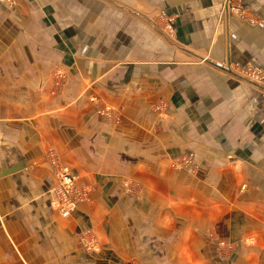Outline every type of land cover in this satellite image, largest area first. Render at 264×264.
<instances>
[{
	"label": "crops",
	"instance_id": "obj_1",
	"mask_svg": "<svg viewBox=\"0 0 264 264\" xmlns=\"http://www.w3.org/2000/svg\"><path fill=\"white\" fill-rule=\"evenodd\" d=\"M12 1L0 264H264V111L239 76L264 70V0H243L257 23L226 0ZM51 153L92 191L69 216L52 206ZM223 243L236 251L220 260Z\"/></svg>",
	"mask_w": 264,
	"mask_h": 264
},
{
	"label": "built area",
	"instance_id": "obj_2",
	"mask_svg": "<svg viewBox=\"0 0 264 264\" xmlns=\"http://www.w3.org/2000/svg\"><path fill=\"white\" fill-rule=\"evenodd\" d=\"M1 2L13 4L12 0H0ZM233 0L225 1V9L230 12H239L242 11L241 6L235 2L231 4ZM260 71H254L253 74L251 72L247 73L244 69H240L239 76L240 78L246 80L248 83L252 84L256 88H263L261 81H264V77ZM252 76V78H251ZM58 78H62V74L57 75ZM110 110H104L101 112L102 116H108ZM51 166L53 170V174L57 180V185L54 189V199L52 202V206L56 209L62 216H69L77 211L80 205L85 203H90L91 200V188L87 185H82L80 183V177L73 173L69 168L62 166L59 163V160L56 158L54 153H51ZM193 156H183L177 159L176 167L181 168H192L194 166ZM135 186L130 182L125 183V188L130 194L135 193ZM137 187V186H136ZM83 243L86 249L89 252L96 251L97 241L94 233L87 232L83 237ZM222 248H224L223 252L229 251L233 252L235 248V244L233 243H223Z\"/></svg>",
	"mask_w": 264,
	"mask_h": 264
},
{
	"label": "rangeland",
	"instance_id": "obj_3",
	"mask_svg": "<svg viewBox=\"0 0 264 264\" xmlns=\"http://www.w3.org/2000/svg\"><path fill=\"white\" fill-rule=\"evenodd\" d=\"M237 1V3L238 4H236L235 2ZM236 4V5H239V6H241V8H242V11H239V12H230L229 14H230V17H233V16H237V17H239V18H241V19H244V20H246V21H249V22H252V23H257V22H259V21H261V19L260 18H258V17H254V18H251V17H248L247 16V14L249 13L247 10H246V7H244V5H242L243 4V0H233V2H231V4ZM250 19V20H249ZM239 68V67H238ZM241 69H244L247 73H249V72H251V74H253V72L254 71H260L259 73H262V75H263V77H264V70L263 69H261V68H259V67H255V66H253V65H247L246 67H243V68H241ZM251 78H252V76H251ZM261 84H262V86H264V81H261L260 82ZM257 91L260 93V96H261V106H262V108H263V111H264V87L263 88H258L257 87ZM243 189H245L246 188V186H243L242 187ZM135 193H134V195H138L139 194V188L138 187H136L135 186ZM221 244V243H220ZM223 250H224V248H222V246L221 245H219V251H215V257L217 258V259H220V260H225L226 258H229V257H231V255L233 254H235V251H233L232 253L231 252H227V251H225V252H223ZM232 255V256H233Z\"/></svg>",
	"mask_w": 264,
	"mask_h": 264
}]
</instances>
